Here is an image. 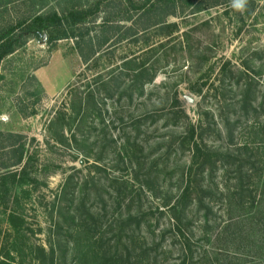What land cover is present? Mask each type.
Returning <instances> with one entry per match:
<instances>
[{
  "label": "rangeland",
  "instance_id": "374dc122",
  "mask_svg": "<svg viewBox=\"0 0 264 264\" xmlns=\"http://www.w3.org/2000/svg\"><path fill=\"white\" fill-rule=\"evenodd\" d=\"M252 1L251 15L187 7L174 27L128 0H0V29L96 9L83 36L31 37L1 64L0 132L21 136L24 159L6 168L0 137V179L29 161L36 181L0 193V264H225L235 222L264 264V0Z\"/></svg>",
  "mask_w": 264,
  "mask_h": 264
},
{
  "label": "trees",
  "instance_id": "16d2710c",
  "mask_svg": "<svg viewBox=\"0 0 264 264\" xmlns=\"http://www.w3.org/2000/svg\"><path fill=\"white\" fill-rule=\"evenodd\" d=\"M230 0H144L136 3L134 0H128L131 8L140 10L143 14H152L154 22L151 25H174V23H167L169 16H179L185 12L188 7H193L191 13H195L204 8L217 6ZM253 1L248 0L246 14L251 15L253 11ZM95 8H83L78 10H68L63 14L57 11H50L47 13H35L28 18L17 20L8 24L5 28L0 29V67L3 60L9 55L16 52L20 47L25 45L31 37L41 38L46 37L47 42L53 44L59 40L67 38H78L83 36L84 32L80 27L84 26L89 16L95 14ZM167 23V24H166ZM145 70L141 72L144 76ZM154 77H150L146 83H150ZM245 86V85H244ZM251 92L249 85L243 89L241 101L243 103H250L248 97ZM194 136V130H192ZM0 137L3 138L4 143L1 146L3 151L8 155V162L6 168L19 167L23 164L24 146L21 142V136L15 133L0 132ZM2 141V142H3ZM6 142V143H5ZM5 152V153H6ZM29 161L25 162L19 172L10 173L4 178L0 179V193L8 191L6 182L10 181L16 183L18 180L25 181L32 184L36 181L35 176L28 172ZM2 187V188H1ZM128 221V220H127ZM261 225V224H260ZM262 237L256 239L251 244H262ZM249 238L247 236L246 228L241 222L228 224L224 228L223 242L225 248L223 249V257L225 264H255L256 260L261 257L252 252L247 244ZM260 257V258H259ZM185 263V261L183 262Z\"/></svg>",
  "mask_w": 264,
  "mask_h": 264
},
{
  "label": "clouds",
  "instance_id": "9594fccd",
  "mask_svg": "<svg viewBox=\"0 0 264 264\" xmlns=\"http://www.w3.org/2000/svg\"><path fill=\"white\" fill-rule=\"evenodd\" d=\"M230 5L235 11L243 12L247 8L248 0H230Z\"/></svg>",
  "mask_w": 264,
  "mask_h": 264
}]
</instances>
